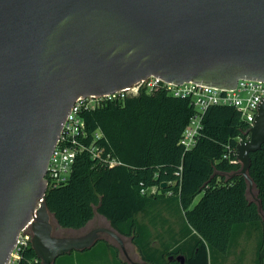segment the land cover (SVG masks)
Here are the masks:
<instances>
[{
	"label": "water",
	"instance_id": "1",
	"mask_svg": "<svg viewBox=\"0 0 264 264\" xmlns=\"http://www.w3.org/2000/svg\"><path fill=\"white\" fill-rule=\"evenodd\" d=\"M149 76L227 90L239 79L264 81V0H0V264L31 219L41 264L88 249L101 234L126 254L108 227L53 235L40 199L75 100ZM247 134L235 155L251 187L250 153L264 143V98Z\"/></svg>",
	"mask_w": 264,
	"mask_h": 264
},
{
	"label": "trees",
	"instance_id": "2",
	"mask_svg": "<svg viewBox=\"0 0 264 264\" xmlns=\"http://www.w3.org/2000/svg\"><path fill=\"white\" fill-rule=\"evenodd\" d=\"M194 113L189 99L163 90L141 91L83 111L85 143L98 148L100 155L79 153L69 180L47 188L43 201L58 228L79 230L95 214L102 215L148 264H179L178 255L184 257L183 264H212L214 255L227 252L237 231L249 228L258 237L252 264H264V143L250 153V187L238 173L240 162L231 161L235 153L223 157L227 144L234 148L237 137L246 139L249 123L232 106H209L196 145L185 150L178 141ZM110 160L116 163L110 166ZM153 186L156 193L140 192ZM158 205L182 214L183 226L173 246L153 237L151 223L138 218ZM105 236L96 241L101 244L96 251L111 249L117 255L121 248ZM91 248L77 253H92ZM59 259L53 264H69V259ZM19 264H41L31 245ZM119 264H132L129 254Z\"/></svg>",
	"mask_w": 264,
	"mask_h": 264
},
{
	"label": "built area",
	"instance_id": "3",
	"mask_svg": "<svg viewBox=\"0 0 264 264\" xmlns=\"http://www.w3.org/2000/svg\"><path fill=\"white\" fill-rule=\"evenodd\" d=\"M158 90H163L172 97L187 98L194 107L195 113L183 129L178 141L179 145L188 150L196 145L198 137L201 135L202 117L209 106H232L239 112L240 117L251 126L255 120L259 104L264 98V81L239 79L233 89L227 90L194 82H184L176 85L165 82L158 77L149 76L133 83L131 86L112 93L79 97L75 100L67 114L57 143L49 157L45 174L47 188L57 187L69 180L72 165L79 153L88 152L91 157H99L100 155L98 148L85 143L87 135L84 119L81 116L83 111L93 110L109 101H121L128 97H135L141 91L152 93ZM246 139L237 137L236 144ZM235 147L233 148L227 144L223 157L229 158L231 153H235ZM231 161L237 162L238 160ZM115 163V160L109 161L110 166H113ZM140 192L142 194L147 192L156 193L157 188L156 186L149 189L142 188ZM43 197L40 201H43ZM32 222L33 220L31 219L19 232L15 247L6 264H19L23 251L31 245Z\"/></svg>",
	"mask_w": 264,
	"mask_h": 264
},
{
	"label": "rangeland",
	"instance_id": "4",
	"mask_svg": "<svg viewBox=\"0 0 264 264\" xmlns=\"http://www.w3.org/2000/svg\"><path fill=\"white\" fill-rule=\"evenodd\" d=\"M200 195H197V197L194 200V203L199 199ZM138 218L144 219L145 224H150L151 226L149 230L151 231L153 237L154 236H160L163 241L168 242L169 246H173V241H175L174 244H176V241L179 240L177 234L179 231H181V227L183 226V220H182V214L179 212L174 211L171 208H168L166 205H158L155 208L151 209L148 212V215L139 214ZM52 222V234L55 236H77L84 234L85 232L89 231L90 229L94 228L98 225L96 221H93L89 224H87L84 228L79 230L74 229H64V228H58L55 221L51 219ZM108 235V234H106ZM101 236H105V234H101ZM108 238V241L111 243L118 245L114 238L111 236H105ZM114 240H112V239ZM111 239V240H109ZM129 238H124L125 241L123 243L125 244L128 242ZM258 242L257 235L250 231L249 228H242L240 231H237L236 239L232 242H230V245L227 249V252L225 254L221 255H214V262L212 264H252L255 260V249ZM127 244V243H126ZM154 245L158 246L157 242L154 243ZM101 244L98 241L96 244L92 246V253H88L87 250L85 254H78L77 251H72L70 254H64L59 256L60 259L58 260L59 263H61L64 260L69 259V264H85V261L87 263L91 264H97L99 260V255L97 253H93L96 250H100ZM88 248V249H90ZM126 248V246H125ZM127 248L128 244H127ZM126 248V249H127ZM239 250L244 251L241 254H239ZM247 251V253H246ZM252 253L254 255V258H252ZM71 255V256H69ZM118 256L121 260H126L125 255L123 254L122 250L118 251ZM66 257V258H61ZM58 258V257H57ZM56 258V259H57ZM90 259V261H88Z\"/></svg>",
	"mask_w": 264,
	"mask_h": 264
},
{
	"label": "crops",
	"instance_id": "5",
	"mask_svg": "<svg viewBox=\"0 0 264 264\" xmlns=\"http://www.w3.org/2000/svg\"><path fill=\"white\" fill-rule=\"evenodd\" d=\"M93 221H96L98 223V225L95 227L101 226V227L110 228L108 220L102 215L95 214V216L88 222V224L93 222ZM123 241H125L124 238H123ZM126 243L128 244L129 249L127 248ZM126 243L124 244V246H126L127 249L125 248V251L126 250L127 251H126V254H124V253L123 254L125 255L126 259H128V254H129V262H131L132 264H148V263L141 260L140 256L138 255L136 247L134 246V244L131 243L130 240ZM238 251H239V254L244 252V251L241 252V250H239V249H238ZM96 252L99 255L98 256L99 260H98L97 264H119L120 258L118 256V254L114 255L115 253L113 252V250L109 249L108 251H103L104 253H99L101 251H95L93 253H96ZM246 253H247V251H246ZM251 257L254 258L253 253H252ZM88 264H91V261Z\"/></svg>",
	"mask_w": 264,
	"mask_h": 264
}]
</instances>
